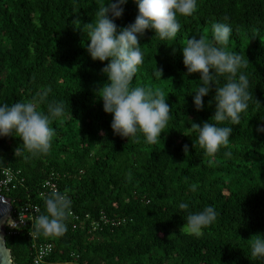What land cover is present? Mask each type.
I'll return each instance as SVG.
<instances>
[{
  "label": "trees",
  "instance_id": "trees-1",
  "mask_svg": "<svg viewBox=\"0 0 264 264\" xmlns=\"http://www.w3.org/2000/svg\"><path fill=\"white\" fill-rule=\"evenodd\" d=\"M108 2L0 0V106L32 101L46 91L41 111L47 112L50 102L65 103L64 116L50 125L55 136L46 155L22 151L15 156L21 141L0 137V173L20 170L24 180L5 196L14 209L32 202L44 213L41 187L53 178L58 191L70 197V211L79 217L76 229L68 217L63 235L37 236L39 243L53 245L52 262L73 260L74 254L77 264H264L251 256L249 242L264 235V132L257 130L264 127V0H197L192 16H178L175 38L161 40L151 30L140 38L143 63L132 86L162 91L171 106L155 144L142 136L137 141L114 135L112 116L96 94L107 82L101 69L108 62L89 56L83 24L94 21ZM137 14L134 0H127L115 23L127 26ZM77 17L81 24L73 23ZM213 23L231 27L227 50L248 60L239 71L261 107L253 99L239 125H218L232 127L233 133L229 146L209 157L192 147L197 133L188 121L214 123L215 104L210 107L209 101L215 93L203 98L202 111L195 110L200 77L186 75L182 48L193 36L211 39ZM181 202L192 212L213 206L216 221L200 236L180 231L186 218ZM102 217L105 225H99ZM29 232L27 227L5 238L13 264H33Z\"/></svg>",
  "mask_w": 264,
  "mask_h": 264
},
{
  "label": "clouds",
  "instance_id": "clouds-1",
  "mask_svg": "<svg viewBox=\"0 0 264 264\" xmlns=\"http://www.w3.org/2000/svg\"><path fill=\"white\" fill-rule=\"evenodd\" d=\"M126 3L127 0H109L107 4L100 5L94 21L83 24V32L90 41L86 50L93 61L102 64L108 62L101 69L107 82L96 94L103 102V111L112 116L110 127L113 134L126 139L136 138L137 141L142 136L145 143L155 144L171 118V106L162 91L132 86L138 67L143 63L140 38L148 30L161 40L175 38L181 28L178 16H192L197 10V0H134L138 9L134 22L118 28L115 21L122 18ZM73 23L82 22L77 17ZM231 34L232 29L228 24L213 23L211 39H196L193 36L182 48L186 75L199 74L200 77L201 83L193 95L195 110L202 111L203 98L213 90L215 93L209 101L210 107L215 104L211 117L214 123L204 122L201 125L188 121L191 131L197 133L192 147L198 145L209 157H214L221 148H227L233 133L232 127L218 125L226 121L234 126L239 125L241 114L247 111L253 99L256 106L261 107L260 101L248 90V77L239 71L247 67L248 60L227 50ZM156 75L161 78L162 69L157 67ZM220 77L225 78L222 85H219ZM47 95L46 91L32 101L0 106V137H14L21 141L15 149V156L22 151L32 157L49 152L55 136V130L50 125L64 116L65 103L50 102L47 112L41 111L39 105L46 101ZM257 130L264 132V127ZM182 150L185 156L189 155L187 144ZM225 155L230 156L231 153L226 152ZM2 163L3 158H0ZM195 188L193 185L192 190L195 191ZM71 203L66 193L53 188L45 194V212L25 215L22 211L20 223L31 222V237L63 235L67 230L65 221L71 215ZM178 208L186 213L180 231L189 235L200 236L203 229L216 221L218 215L213 206L192 212L188 203L181 202ZM249 242L251 256L264 259V235L256 234Z\"/></svg>",
  "mask_w": 264,
  "mask_h": 264
},
{
  "label": "built area",
  "instance_id": "built-area-1",
  "mask_svg": "<svg viewBox=\"0 0 264 264\" xmlns=\"http://www.w3.org/2000/svg\"><path fill=\"white\" fill-rule=\"evenodd\" d=\"M0 195H4L9 193L10 191L17 188V185L23 184L24 180L22 179V173L20 170H12V169H3L0 173ZM51 179H48L44 181L42 187H41V197H45V194L50 192L53 188L57 189V184L53 182ZM24 212L25 215L31 214V212H36V214H39L40 208L33 204L32 202H26L22 203L18 208L12 210L10 217L8 218L7 222L5 223V235L6 237H17L22 229H26L29 227V238L31 239L30 243V255L32 259L33 264H77L76 260L78 259L77 256H74V254L71 255V258L73 260H67V261H56L52 262L49 260L50 256L52 255L54 251L53 245L49 243H39L37 237H31L30 234L32 232L31 229V222L25 221L24 224L20 223L19 215L20 212ZM72 221V227L73 229H76L77 222L79 220V217L71 213L69 216ZM25 220L28 219L27 216L24 217ZM12 221L17 225H14ZM108 221L105 220L104 217L101 218L100 224H106ZM113 225H115V222H112ZM98 224L96 223V227L93 228L94 230L97 228Z\"/></svg>",
  "mask_w": 264,
  "mask_h": 264
},
{
  "label": "water",
  "instance_id": "water-1",
  "mask_svg": "<svg viewBox=\"0 0 264 264\" xmlns=\"http://www.w3.org/2000/svg\"><path fill=\"white\" fill-rule=\"evenodd\" d=\"M13 206L11 201L0 195V264H13L10 250L6 247L5 223L11 215Z\"/></svg>",
  "mask_w": 264,
  "mask_h": 264
}]
</instances>
